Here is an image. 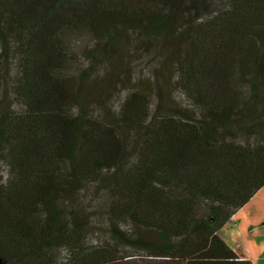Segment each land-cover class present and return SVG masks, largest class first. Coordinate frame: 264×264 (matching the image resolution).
I'll list each match as a JSON object with an SVG mask.
<instances>
[{
	"label": "trees",
	"instance_id": "1",
	"mask_svg": "<svg viewBox=\"0 0 264 264\" xmlns=\"http://www.w3.org/2000/svg\"><path fill=\"white\" fill-rule=\"evenodd\" d=\"M211 1L198 21L189 0H0V264H253L222 228L264 185V0ZM80 29L102 77L68 72ZM132 49L182 82L165 68L91 116L130 87L115 79ZM177 87L198 115L164 114ZM101 191L106 224L85 206ZM103 234L142 253L87 239Z\"/></svg>",
	"mask_w": 264,
	"mask_h": 264
},
{
	"label": "rangeland",
	"instance_id": "2",
	"mask_svg": "<svg viewBox=\"0 0 264 264\" xmlns=\"http://www.w3.org/2000/svg\"><path fill=\"white\" fill-rule=\"evenodd\" d=\"M191 2L190 9L187 10L188 15L196 16V20L200 21L208 16L214 14L216 3L211 0H189ZM75 39L72 40L70 47V53L72 57H75L74 64L71 66V69L68 70L70 74H82L87 79H91L94 77H102L105 74L109 73L108 66L105 63L99 64H91L85 58V52L89 48H91L95 44V40L90 36L86 29H80L76 31L73 35ZM132 43L134 41L132 40ZM131 45V44H129ZM11 70H10V79L14 77V73L16 71V65L14 61V57H10ZM171 61L164 57L163 55L156 51H152L146 49V51H135L132 49L130 57L127 58L126 62L123 64V68L121 72L116 73L117 78L115 82H128L126 79L131 75L132 83L128 86L129 88H125V86L117 85V88L112 91L109 95V100L106 102L107 106L105 109H102L99 105H93L91 107V116L100 118L104 115V113H116L122 101L127 96V93L132 89H141V86L148 87L151 90L155 87L154 82L162 80L160 75L164 79V74H168L167 78L171 77L172 82H182L181 76L178 73L177 68L175 71L173 70V64L171 65ZM128 69V72H127ZM115 74V73H114ZM113 74V75H114ZM159 75L156 79L155 75ZM125 80V81H124ZM12 82V80H11ZM143 90V89H142ZM144 91V90H143ZM173 105L171 107H166L164 110V114L172 115L176 118H182L184 115V110L191 114H197V105L189 99L182 88L177 87L172 95ZM11 101L13 103L12 108L15 111H19V101L13 95L11 97ZM93 110V112H92ZM8 174V167L5 164L0 165V182H2V178ZM3 178V179H4ZM104 191H101L99 194L95 195L96 192L91 193V201L87 202L85 206L92 212L95 213L96 218L103 224L107 223V215H105V205H104ZM237 212V213H236ZM236 212L231 216V220L227 221L223 228V237L228 242L231 247H235L236 244L242 245L245 251V256H248L249 248L252 247L253 250L258 247L262 249L260 251V255H258V260L256 264H264V185L258 189L255 194L245 203L241 208L236 210ZM237 214V215H235ZM235 216V217H234ZM100 218H102L100 220ZM254 230L253 237L252 233L249 232ZM119 230L129 236L132 237L134 233L131 226L127 225L124 222L119 224ZM111 235H104L99 238L98 236H87V239L96 238L97 245L99 241H107L111 244L117 243V247L120 253L124 252H139L141 251L134 249L129 246H125L123 244H118V242L110 237ZM250 242V243H249ZM242 243V244H241ZM245 244V245H244ZM90 245V244H89ZM252 250V254L255 255ZM256 262V260H255Z\"/></svg>",
	"mask_w": 264,
	"mask_h": 264
},
{
	"label": "crops",
	"instance_id": "3",
	"mask_svg": "<svg viewBox=\"0 0 264 264\" xmlns=\"http://www.w3.org/2000/svg\"><path fill=\"white\" fill-rule=\"evenodd\" d=\"M237 213V212H236ZM235 215H237V214H235ZM235 217V216H234ZM230 220H231V218H230ZM249 232H251L252 233V237H253V232H254V230L252 229L251 231H249ZM222 235H223V232H222ZM228 243V242H227ZM250 243V242H249ZM242 244V243H241ZM229 245V244H228ZM245 245V244H244ZM230 246V245H229ZM231 247V246H230ZM232 249H234V250H240V251H242V252H244L245 253V251H244V249L245 248H243V246L241 245H239V244H236L235 245V247H231ZM249 253L247 254L248 256V258L252 261V263L253 264H256L257 263V260H258V255H260L259 253H260V251H262V249H260L259 247L257 248V249H255V250H253L252 249V247H250L249 248ZM252 250L254 251V253H255V255H253L252 254ZM255 260H256V262H255Z\"/></svg>",
	"mask_w": 264,
	"mask_h": 264
}]
</instances>
